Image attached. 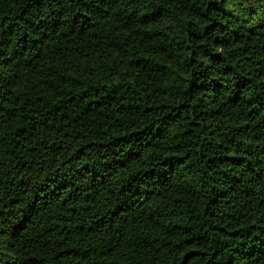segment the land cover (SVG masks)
<instances>
[{
	"label": "trees",
	"instance_id": "trees-1",
	"mask_svg": "<svg viewBox=\"0 0 264 264\" xmlns=\"http://www.w3.org/2000/svg\"><path fill=\"white\" fill-rule=\"evenodd\" d=\"M0 264H264V0H0Z\"/></svg>",
	"mask_w": 264,
	"mask_h": 264
}]
</instances>
